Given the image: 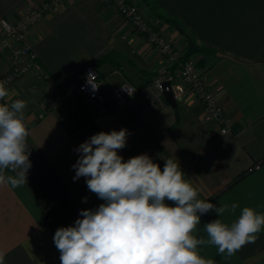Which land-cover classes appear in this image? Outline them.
I'll return each mask as SVG.
<instances>
[{
	"label": "crops",
	"instance_id": "crops-1",
	"mask_svg": "<svg viewBox=\"0 0 264 264\" xmlns=\"http://www.w3.org/2000/svg\"><path fill=\"white\" fill-rule=\"evenodd\" d=\"M39 1L0 0V18L13 21ZM133 1L180 52L187 50L189 39L202 48L191 57L200 76L219 92L233 127L219 133L190 94L176 99V107L166 103L159 110L139 95L118 105L111 90L124 80L135 86L151 82L162 58L143 35L129 29L107 0L62 3L27 36L38 67L55 87V104L42 115L34 108L35 99L50 86L42 82L27 92L34 70L6 87V100L26 101L32 166L24 185H0L4 264H61L55 231L73 226L81 210L104 203L88 190L87 178L73 180L72 168L79 157L74 149L101 131L128 130L126 146L118 150L125 161L147 153L163 171L166 159H177L185 179L198 189L199 199L216 207L239 205L222 217L214 210L202 215L198 237L207 238L202 229L213 220L221 218L231 225L244 207L264 213V0ZM168 20L176 21L183 33ZM8 58L3 54L0 62L6 65ZM87 65L96 69L106 96L99 107L72 93ZM5 174L15 175L8 170ZM256 236L254 243L233 256L219 254L214 245L200 246L201 255L215 264H264V227Z\"/></svg>",
	"mask_w": 264,
	"mask_h": 264
},
{
	"label": "clouds",
	"instance_id": "clouds-1",
	"mask_svg": "<svg viewBox=\"0 0 264 264\" xmlns=\"http://www.w3.org/2000/svg\"><path fill=\"white\" fill-rule=\"evenodd\" d=\"M5 83L0 81V101L9 97ZM26 106L20 99L0 103V185L12 188L27 183L32 166ZM128 135L126 128L101 131L74 149L79 157L72 165L73 180L87 178L88 190L104 203L81 210L73 226L55 231L61 264H215L201 255L200 246L214 245L219 254L233 256L255 242L264 227V213L250 207H244L231 225L221 218L205 224L207 238L198 237L202 215L214 210L222 217L239 205L216 207L199 199L177 159H166L163 171L147 153L125 161L118 150L125 148ZM6 170L15 175H6ZM5 255L0 249V264Z\"/></svg>",
	"mask_w": 264,
	"mask_h": 264
},
{
	"label": "built area",
	"instance_id": "built-area-1",
	"mask_svg": "<svg viewBox=\"0 0 264 264\" xmlns=\"http://www.w3.org/2000/svg\"><path fill=\"white\" fill-rule=\"evenodd\" d=\"M67 1L70 0H40L34 7L23 12L13 21L0 18V57L3 54L9 57L8 64L0 62V81L6 82L5 87L12 86L32 70L36 71L34 82L26 87L27 92H34L37 85L42 82L51 85L34 102V108L39 115L48 112L54 105L56 90L52 87L48 74L38 67L36 54L29 46L27 36L47 12L56 11L62 3ZM107 1L127 21L134 32L145 37V41L153 46L162 58V65L151 82L135 86L124 80L115 86L111 90V97L115 102L123 105L129 97L139 95L152 109L159 110L166 104L162 84L164 81H169L170 90L173 91L175 99L190 94L202 104L206 117L217 126L219 133L230 132L233 127L232 120L218 100L219 92L210 87L200 76L194 58L191 56L184 58L183 53L153 27L144 16L141 6L135 1ZM83 69L82 78L72 93L84 97L94 103V106L99 107L105 101L106 96L103 93L98 73L92 65H87ZM0 103L10 104L12 102L5 99ZM27 128H29L28 125ZM259 165L260 162L255 163L252 168L258 169Z\"/></svg>",
	"mask_w": 264,
	"mask_h": 264
},
{
	"label": "trees",
	"instance_id": "trees-1",
	"mask_svg": "<svg viewBox=\"0 0 264 264\" xmlns=\"http://www.w3.org/2000/svg\"><path fill=\"white\" fill-rule=\"evenodd\" d=\"M168 21L173 27H175L178 31L183 33L182 29L179 27L180 25L176 21H174V20H168ZM198 51L202 52V48L197 46L196 44H194L192 42V40L189 39L187 50L184 51V53H183L184 58L190 57V56L194 55L195 53H197Z\"/></svg>",
	"mask_w": 264,
	"mask_h": 264
},
{
	"label": "water",
	"instance_id": "water-1",
	"mask_svg": "<svg viewBox=\"0 0 264 264\" xmlns=\"http://www.w3.org/2000/svg\"><path fill=\"white\" fill-rule=\"evenodd\" d=\"M162 90H163V97L168 105L170 104L171 107H176V99L174 98L173 91L170 90V84L169 81H164L162 84Z\"/></svg>",
	"mask_w": 264,
	"mask_h": 264
},
{
	"label": "rangeland",
	"instance_id": "rangeland-1",
	"mask_svg": "<svg viewBox=\"0 0 264 264\" xmlns=\"http://www.w3.org/2000/svg\"><path fill=\"white\" fill-rule=\"evenodd\" d=\"M133 1V0H132ZM117 13V12H116ZM118 14V13H117ZM119 15V14H118ZM121 16V15H120ZM8 20V19H7ZM151 23V22H150ZM129 29H131V26L129 25ZM132 30V29H131ZM136 33V32H135ZM48 86V85H47ZM51 86V85H50ZM52 87H54L53 85H52ZM54 89H55V87H54ZM67 97V96H66ZM72 98V97H71ZM36 100V99H35ZM35 102V101H34ZM55 104V103H54ZM51 109V108H50Z\"/></svg>",
	"mask_w": 264,
	"mask_h": 264
}]
</instances>
